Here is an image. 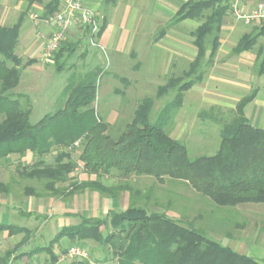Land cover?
<instances>
[{"label": "trees", "instance_id": "16d2710c", "mask_svg": "<svg viewBox=\"0 0 264 264\" xmlns=\"http://www.w3.org/2000/svg\"><path fill=\"white\" fill-rule=\"evenodd\" d=\"M36 1L44 3V18L57 12L61 4V0H30V5ZM117 1L104 0V4ZM231 1L188 0L178 9L170 25L202 20L191 34L197 55L182 76H170L158 87L157 99L173 98L159 109L155 118H152L155 99L145 97L134 110L132 121L116 136L109 132V124L101 120L94 107L97 78L102 73L99 68L79 74L77 82L76 74L69 77L55 103L58 109L32 123L28 95L16 92L25 66L16 53L24 20L0 26V161L9 166L10 156L17 155L22 160L31 154L34 162L28 165L20 162L15 170L56 197H72L87 190L111 199H117L123 192L133 198L124 211H110L101 218L83 217L78 225L62 227L52 245L64 237L75 242L94 241L104 255L100 264H109L111 260H116V264H263L211 239L203 228L172 205L153 210L134 202L142 193L129 182L132 176H149L160 183L186 185L195 194V198L187 199L192 206L213 215L219 224L235 222L238 206L264 205V128L251 124L245 114L246 107L258 94L257 89L237 102L232 119L207 111L199 113L201 119L220 126V145L214 155L192 158L187 145L168 132L183 106L186 92L203 81L205 64H212L218 53L223 26L233 12ZM106 26L104 17L98 37ZM165 33V29L160 30L158 38ZM261 36L264 24L240 36L233 54L252 51ZM80 45V41L64 42L55 60L65 55L72 58ZM57 69L63 70L64 63L58 64ZM254 70L258 77L264 76V47L258 50ZM78 147L81 152L75 158L73 151ZM53 154L55 163L51 165L47 159ZM81 168L88 180L78 183L73 174ZM111 177L123 182L106 184L104 179ZM70 180V188L62 187ZM10 192V185L0 181V193ZM24 193L44 197L34 187H26ZM4 230L11 235L27 231L0 223V231ZM40 251L49 254L50 264L58 263L59 257L51 245L37 248L29 255ZM13 252L0 255V264H10Z\"/></svg>", "mask_w": 264, "mask_h": 264}, {"label": "rangeland", "instance_id": "374dc122", "mask_svg": "<svg viewBox=\"0 0 264 264\" xmlns=\"http://www.w3.org/2000/svg\"><path fill=\"white\" fill-rule=\"evenodd\" d=\"M99 2L100 16L106 18L108 25L115 27L117 37L114 46L104 47L102 45L104 51L97 47L90 48L84 40L86 36L82 35V44L72 58L68 59L65 55L59 61L53 58L48 63H42L40 62L42 54L39 57L23 54L21 43L18 42L16 53L22 57L25 66L22 69V79L16 92L28 95L32 108V123L38 122L45 114L58 109L55 103L69 77L76 74L75 82H77L79 74L83 75L87 71L99 68L102 73L97 78L94 107L101 120L109 124V132L116 136L121 133L127 123L132 121L134 110L145 97L155 99L152 113L154 119L159 109L173 98L167 96L157 99L158 87L164 85L170 76H182L189 70L197 54L191 34L200 25L201 19L171 25L169 21L161 26V24H156L158 22L147 21L145 9L150 4L147 5L143 0H118L108 5L104 4V0H99ZM42 10H44V3L38 1L30 5V0H0V26H11L20 18L24 21L32 20L33 15L42 14ZM231 16L232 12L227 21L230 20L231 25L235 27L234 31L231 35L222 32L221 46L213 63L205 64L203 81L186 92L183 106L176 113L172 125L168 127V132L172 137L187 145L192 158L200 155H214L220 145V126L209 119H201L200 112L207 111L223 119H232L237 102L255 89L258 90V94L252 104L256 112L259 108L264 111V76L258 77L254 70L258 50L264 47V36L259 38L258 44L252 51L240 55L232 52L240 36L251 32L256 27H261L264 22H255L245 29L238 24L235 25ZM137 19L139 20L137 25L143 26V31L133 36L132 41L127 29L133 27ZM33 20L35 21L34 17ZM38 20L41 22V18ZM162 29H165V35L168 34L169 40L177 43V46L165 45V43L155 44L159 41L158 35ZM32 35L35 37V32ZM120 39H123L121 43ZM31 60L34 62L29 64L28 61ZM61 63H64V69L58 71L57 66ZM33 65L40 69L37 71L27 69ZM249 107L246 110L247 114L250 113ZM250 123L255 122L251 120ZM254 126L264 128V118ZM80 152L79 147L73 151L75 158ZM10 160L14 161L15 166L20 162L23 165L34 162L29 153L22 160L17 155L10 156ZM47 160L49 164L54 165L55 154L49 155ZM4 164L6 163L0 161V181L10 185L11 189L8 195L0 193L1 204L7 201L10 205L4 214L9 216L15 225L24 226L27 229L25 233L19 235L20 241L25 238L27 242H23L13 252L11 260L14 258L13 261L22 262L19 257L23 255L21 252L51 245L53 253L59 257L58 264H77L80 261L100 264L104 255L102 249L94 241L75 242L89 253L87 260L63 259L62 256L71 244L66 246L67 242L62 244V239H60L58 243L52 245V241L63 225H78L82 221L83 217L63 218L61 214L64 205L80 211L84 206L86 207L88 200H92V196L106 200H111V198L87 190L72 197L64 195L56 197L51 192H45L43 186L36 181L23 178L18 171ZM73 176L78 183L88 180L82 168L75 170ZM104 181L108 185L123 182L118 177L106 178ZM70 182L72 180L62 187L70 188ZM129 182L142 193V197L134 199V202L153 210H161L165 206L172 205L178 213L186 214L196 226L203 228L211 239L264 264V205L238 206L235 209L237 215L233 217L235 222L219 224L213 215H206L204 210L192 206L187 199L195 198V194L186 185L169 181L160 183L149 176H132ZM26 187L36 188L44 194V197L27 196L24 193ZM32 199L40 202L41 206L34 205L31 209H26L24 203ZM118 200L122 205L119 208L122 209L124 206L128 207L133 198L123 192ZM1 243L8 250H13L16 246L14 241L8 243L0 237ZM49 260V254L46 251H40L31 257L28 264H50ZM109 264H116V260H111Z\"/></svg>", "mask_w": 264, "mask_h": 264}, {"label": "crops", "instance_id": "0c3cea01", "mask_svg": "<svg viewBox=\"0 0 264 264\" xmlns=\"http://www.w3.org/2000/svg\"><path fill=\"white\" fill-rule=\"evenodd\" d=\"M144 1L147 3V5L150 4L149 7L145 9V12L148 18L147 21H152V23L158 22L156 24L158 25L161 24V26H163L167 24L175 16L178 9L188 0H143V2ZM233 1H235L241 7V10L244 15L251 14L255 10L258 4L264 3V0H233ZM86 3L95 10V12L97 13L99 17L103 18V16H100L99 14V8H100L99 0H86ZM42 12L44 13V10H42ZM43 13L38 14L41 18V22L39 23L34 21L33 17L31 18L32 20L27 19L23 21V24L21 26L20 33H19V42L21 43V47L24 52L23 54L25 55L32 54L33 55L32 57H35V56L39 57L44 50V46H45L47 39L50 37L54 29V26L51 23L46 22L47 18L43 17ZM231 18L233 20V23H235V25L238 24L242 26V28L246 29V28H249V26H251V25L246 24L243 19H236V17H234L233 14ZM229 21L227 20L225 21L228 23L224 24L223 30H222V32L227 35H231L235 28L234 26L231 25ZM138 22L139 20L137 19V22H135L134 26L133 27L131 26L129 29H127V33L130 32L128 36L131 38V40L133 39L132 38L133 36L138 35V32L143 31V26H141L140 24L137 25ZM256 23H258V21ZM101 25H102V20H101ZM34 32H35V37H33L32 35ZM115 32H116L115 27L111 24L109 25L107 24L106 28L100 34V37H99L100 44L103 45L104 47L114 46V43L117 39ZM81 38H82V34L80 33L79 30L75 29V30H71L68 32L65 42H70L74 44L80 41L82 44ZM169 39L170 38L167 34L161 37L158 43H155V44L165 43V45L171 44V45L177 46L176 45L177 43H175L174 41H170ZM84 40L88 44L87 36ZM122 41L123 39L119 40L120 43ZM88 46L90 45L88 44ZM90 48L94 49L95 47L90 46ZM27 69L29 70L32 69L34 71L35 70L37 71L40 68L33 65V66L28 67ZM254 100L246 107L245 114L247 118L249 119V121L252 120V122L253 121L255 122L253 124L257 125L264 118V111H262V109L259 108L258 111L256 112V108L252 104L254 103ZM248 107L250 109V113L247 114L246 110H248ZM10 164L11 165H9L8 168L15 169L16 166H15L14 161L10 160ZM91 199H92L91 201L88 200L86 207L84 206V208L80 211H78L77 209H71L70 207H67L66 205H64L61 215L63 216V218H67V219L69 218L72 219L75 217L101 218V217H105L110 211H124L125 209H127V207L125 206L122 209L119 208V207H122V205L120 204L118 198L106 200V199H101L97 196H92ZM17 204H19V202H17ZM34 205L38 207L41 206L40 202H35V200L33 201V199L32 201H27V203L26 202L24 203V207L26 206V209H29V208L31 209L32 207H34ZM9 206L10 205L7 204V201L5 202V204H1L0 202V223L4 225H13V226L26 229L24 226L15 225V223H13L10 220L11 218L9 219V216H6V214H4V212L8 210L7 208ZM64 226L66 225H63L62 227ZM20 234L22 233H16V234L11 235L8 230L0 231V237L2 239L6 240L8 243L14 241V244H16L15 248H13L14 251H16L23 244V242H27L25 238H23V240L21 241L19 240ZM63 243H66V246L70 244L71 245L76 244L75 241H71L67 237L62 238V244ZM7 251H10V250H8L7 247H3L1 243L0 244V255L4 254ZM31 251L33 250L24 251L23 253L21 252V254L23 255L19 257L22 259L21 261L23 263H26V264L30 263L29 261L32 256H30L29 253Z\"/></svg>", "mask_w": 264, "mask_h": 264}, {"label": "built area", "instance_id": "2783aa9c", "mask_svg": "<svg viewBox=\"0 0 264 264\" xmlns=\"http://www.w3.org/2000/svg\"><path fill=\"white\" fill-rule=\"evenodd\" d=\"M232 8L233 16L236 19H243L248 25H252L257 21L264 22V3L258 4L255 10L248 15L243 14L241 7L235 1H233ZM33 17L38 23L39 15L34 14ZM101 20L102 18L86 3V0H61L59 10L46 19V22L51 23L54 29L45 43L40 62L48 63L51 61L66 41L68 32L75 29L79 30L82 35L87 36L88 44L91 47H97L104 51L98 37ZM62 258L87 260L89 253L84 247L73 244L66 250ZM13 259L10 264H26L13 261Z\"/></svg>", "mask_w": 264, "mask_h": 264}]
</instances>
